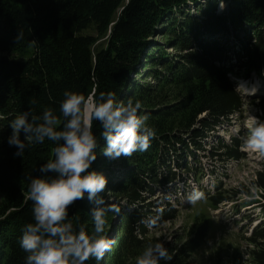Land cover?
<instances>
[{"label":"trees","instance_id":"trees-1","mask_svg":"<svg viewBox=\"0 0 264 264\" xmlns=\"http://www.w3.org/2000/svg\"><path fill=\"white\" fill-rule=\"evenodd\" d=\"M90 27L101 43L84 32ZM21 31L24 38L17 43ZM159 35L163 44L153 40ZM33 40L37 48L29 45ZM231 76L264 80V0H0V194L5 197L0 201V264H25L19 240L23 227L33 222L28 178L40 175L38 169L53 158L56 146L46 140L15 155L18 149L9 146L8 138L17 114L39 115L47 107L58 112L65 90L86 96L114 91L125 102L141 101L140 113L149 114L156 132L146 151L110 160L102 155L100 126H93L100 149L91 168L108 181L101 193L106 205L120 209L108 214L105 232L115 243L99 264H126L144 248L149 220L175 218L172 202L181 203L183 195L168 184L191 182L206 194L201 157L221 163L243 159L240 133L227 140L218 136L200 154L203 142L239 114L242 96ZM168 87L178 88L181 97L159 106ZM256 102L264 112V91ZM215 169L208 171L211 178ZM220 185L211 181L213 189ZM158 191L165 196L148 202ZM222 198L217 193L207 199L219 205ZM93 206L87 198L77 201L69 218L91 229ZM246 229L247 241L255 244L252 264H264V223ZM205 236V227H199L169 261L158 264H187Z\"/></svg>","mask_w":264,"mask_h":264},{"label":"clouds","instance_id":"clouds-1","mask_svg":"<svg viewBox=\"0 0 264 264\" xmlns=\"http://www.w3.org/2000/svg\"><path fill=\"white\" fill-rule=\"evenodd\" d=\"M21 31L16 37L21 42ZM33 48L38 43L29 42ZM32 103H36L32 101ZM140 100L118 99L114 91H100L85 95L65 90L59 110L47 107L42 114L20 112L12 119L9 146H15V155L22 156L30 145L46 140L56 144L52 159L38 169L40 175L29 177L28 199L33 202V222L22 229L19 240L27 253L25 264H97L104 259L115 243L105 232L110 212L119 213L115 205H106L101 195L106 189V177L92 170L100 143L93 131L94 123L100 126L99 139L104 141L102 155L110 160L131 157L137 151H146L155 129L150 127L149 114H141ZM248 131L242 137L246 150L264 157V120L249 114ZM21 134L24 140L20 139ZM87 198L94 205L90 210L91 229L85 223L73 221L69 208ZM205 194L193 190L184 199L195 205ZM159 216L147 222L151 228ZM171 256L161 242L148 243L136 257L135 264H158Z\"/></svg>","mask_w":264,"mask_h":264},{"label":"rangeland","instance_id":"rangeland-1","mask_svg":"<svg viewBox=\"0 0 264 264\" xmlns=\"http://www.w3.org/2000/svg\"><path fill=\"white\" fill-rule=\"evenodd\" d=\"M223 8L224 4L221 3L220 9ZM84 32L96 36L97 43L103 41L101 38L99 39L94 27H90ZM153 40L160 44L165 42V39L160 35ZM231 78L235 82L236 91L242 96L243 103L239 108V114L232 117L225 130L223 128L216 129L214 137L203 142L200 154H206L210 145L213 144L212 140L218 136L227 140L231 134L240 133L238 150L243 159L221 163L212 160L211 157H201V165L206 176L200 183L208 190L205 194L206 198L195 205L188 204L184 198L193 190H198V187L191 182H187L185 185L177 181L168 184L171 189H176L178 195H183V201L181 203L172 202V206L177 211L173 220L163 223L156 222L153 227L149 228L145 237L144 247L150 242H161L168 254L172 256L184 240L196 229L204 226L206 236L203 243L190 255L187 264H230L235 260L244 264H252L251 253L255 249V244L247 241L246 237L249 235V231L246 228L250 229L264 223V215L261 210L264 207V188L260 186V183L264 182V157L246 150L242 146L241 139L248 131L249 114L264 120V112L260 110L256 102L263 94L264 80L255 76H252L250 80L238 76H231ZM162 96L159 106L179 99L181 91L178 88L168 87ZM174 128L176 127L174 126ZM212 167L216 168V175L211 178L208 171ZM213 179L221 183L215 189L211 186ZM217 193L224 197L222 199L225 201L214 205L207 198L214 197ZM162 195L165 196L160 191L154 192L148 202L155 204L160 198H163ZM105 196L109 197V193L106 192ZM3 200L5 197L0 194V201ZM136 257L128 259L126 264H135Z\"/></svg>","mask_w":264,"mask_h":264},{"label":"bare ground","instance_id":"bare-ground-1","mask_svg":"<svg viewBox=\"0 0 264 264\" xmlns=\"http://www.w3.org/2000/svg\"><path fill=\"white\" fill-rule=\"evenodd\" d=\"M241 86H242V84H241ZM245 90V89H244Z\"/></svg>","mask_w":264,"mask_h":264}]
</instances>
